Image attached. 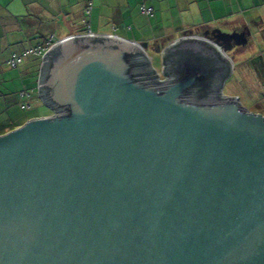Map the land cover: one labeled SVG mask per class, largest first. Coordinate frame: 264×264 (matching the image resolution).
<instances>
[{
    "label": "water",
    "instance_id": "95a60500",
    "mask_svg": "<svg viewBox=\"0 0 264 264\" xmlns=\"http://www.w3.org/2000/svg\"><path fill=\"white\" fill-rule=\"evenodd\" d=\"M213 44L164 51L159 80L140 43H53L52 114L0 134V264H264V115L219 92L231 45Z\"/></svg>",
    "mask_w": 264,
    "mask_h": 264
},
{
    "label": "crops",
    "instance_id": "0c3cea01",
    "mask_svg": "<svg viewBox=\"0 0 264 264\" xmlns=\"http://www.w3.org/2000/svg\"><path fill=\"white\" fill-rule=\"evenodd\" d=\"M30 0H0V134L7 132L13 128H16L22 125L26 120L34 117L40 116H49L52 114V111L41 113L38 109L40 103L43 100L40 97L38 92V80L41 68V62L43 54H33L34 56H40L39 58H27L24 62L19 63L23 66L22 70H16V75L19 77L22 86L19 87L15 92L13 91H5L2 86L4 85L5 79H10V77H5L3 72L5 71V64L9 63V58L13 53L20 54L27 49L32 48L36 44H46L49 39L45 37L43 38H33L28 40V34L30 33H47V29L41 28V19L42 18H52L53 15L50 14V11L54 9L56 6L59 10L62 7L68 9V12H65L63 15L69 16L73 15L72 11L79 10L84 7L82 5V0H77V5L75 0H66L69 5L63 4V0H48L46 3L45 0H32L35 2L33 6L35 8V12L32 14H28L27 12V2ZM239 8L241 11H238L235 7L234 0H165L166 6L161 7V11L163 14L168 15L169 12L171 15L173 14H181V18H186L188 16L193 15L192 20L185 19L186 23L183 24V28H196V32L200 33L203 30L212 29L211 31H216L219 29L221 32H244L246 35V43L249 40V36L251 32H253L256 25H263L264 23V0H252L251 3L248 4V0H239ZM52 3V4H51ZM194 3L196 7L194 6ZM148 8H152V14L155 12V7L152 5H141ZM79 7V8H78ZM72 10V11H71ZM91 7H88L87 12L90 13ZM143 11V10H142ZM206 12V13H205ZM30 15L37 18L40 23L36 20L35 22L30 20ZM45 15V16H43ZM126 14H120V17L124 18ZM130 16V13L127 14ZM76 20L73 23V28L68 33L62 35L58 39H61L65 36L72 34H84L87 31H91L94 34H102L100 31L93 30V27L90 23H85V25L80 24L79 17L75 18ZM124 20H122L123 22ZM121 22V24H123ZM162 22H164L162 20ZM160 23L155 31L161 33L160 35H155L151 38L150 41H146V39H138L136 37H125L123 34L119 33H107L116 35L122 39L131 40L142 45V49L147 54V46L149 43H158L155 44L153 48L160 50L163 49L165 51L166 47L177 42L181 35L185 34L187 31L182 32L181 34L174 35V32L183 29L173 28L174 32H172V26H168L165 23ZM77 24V26H75ZM86 26V27H82ZM256 29V28H255ZM188 30V29H185ZM247 31V33L245 32ZM63 34V33H62ZM167 34V35H166ZM183 37V36H182ZM264 37V36H263ZM202 38V36H201ZM204 39L208 40L203 36ZM57 39V40H58ZM29 41V42H28ZM261 44L260 47H264V38L260 37L257 39ZM159 42L163 43L162 46L159 45ZM153 45V44H151ZM220 49V48H219ZM255 53H250L249 58H243L238 56V59H248L249 61L255 57L258 58L257 54L259 51L253 46V51ZM260 50V49H259ZM162 51V52H163ZM261 51V50H260ZM163 54V53H162ZM263 54V52H262ZM148 56V55H147ZM25 57V56H24ZM228 62V71L223 76L226 77L227 74L230 73V64L237 59L229 56L228 53L224 55V57ZM150 60V59H149ZM226 62V61H225ZM226 62V63H227ZM252 62H254L252 60ZM257 62V64H256ZM253 64L258 65V61ZM263 65V73L264 76V59L260 61ZM17 65L19 67L20 65ZM11 68V67H9ZM254 71H256L254 69ZM249 73V72H248ZM27 77V80L26 78ZM222 77V78H223ZM23 91L29 92V96H22L20 93ZM13 93V95H12ZM36 107L34 110H31L32 107ZM254 111V110H253Z\"/></svg>",
    "mask_w": 264,
    "mask_h": 264
},
{
    "label": "rangeland",
    "instance_id": "374dc122",
    "mask_svg": "<svg viewBox=\"0 0 264 264\" xmlns=\"http://www.w3.org/2000/svg\"><path fill=\"white\" fill-rule=\"evenodd\" d=\"M46 3L48 0H45ZM57 1V0H56ZM63 4H66L67 1L63 0ZM81 9L72 11L73 15L70 14L67 16L63 15L65 12H68V9L62 7L59 10L56 6L54 9L50 11V14L53 15L52 18H42L41 19V28L47 29L48 32H40V33H30L28 34L29 39L39 37L45 39V37L49 40L56 41L62 35L68 33L67 31L73 28V23L76 20L75 18L79 17L80 24L85 25V23H90L93 27V30L100 31L102 34L107 33H119L125 35V37L130 38L136 37L138 39H146V41H150L152 37L155 35H160L161 33L155 31L159 24L162 22L168 26H172V32H174L173 28L179 27V30L174 32V35L181 34L182 32L187 31L185 34L181 35L178 41L192 39L191 37H195L197 34L196 28H183V24L186 23L185 19L192 20L193 15L188 16L184 19L181 18V14H173L171 15L169 12L168 15L163 14L161 11V7L166 6L165 0H82ZM75 0L74 3H76ZM239 0H234L235 7L238 11H241L238 4ZM252 0H248V4L251 3ZM52 4V3H51ZM69 5V3H67ZM152 5L155 7L154 14H149L142 11L141 5ZM35 2L30 0L27 2V12L28 14H33L36 10L33 7ZM77 5V3H76ZM78 6V5H77ZM194 6L196 7L195 3ZM88 7H91L90 13L87 12ZM79 8V7H78ZM130 13V16L127 14ZM206 13V12H205ZM120 14H126L124 18L120 17ZM45 16V15H43ZM32 21H40L34 16H29ZM122 20H124L122 22ZM160 21V23H157ZM121 22L123 24H121ZM77 26V24H75ZM83 28L86 26H82ZM253 32L249 36V40L247 43L237 45V47L232 52L228 51V55L237 59L234 60L230 64V73L227 74L226 77H223L221 80V85L219 92L225 94L228 97H236L241 104L246 109L254 110L255 112H259L264 115V76L263 73V65L260 61L264 59V47H260L259 41L257 39L260 37L264 38V23L263 25H256ZM188 29V30H185ZM63 33V34H62ZM88 33V31L86 32ZM247 33V32H246ZM167 35V34H166ZM183 36V37H182ZM247 39V38H246ZM29 42V41H28ZM152 43H149L147 46V55L150 59L151 66L155 69L156 73H162V51L163 49L157 50L152 47ZM253 46L259 51L257 54L258 58L255 57V60L252 58L250 61L249 58L250 53H255L253 51ZM261 51H260V50ZM164 52V51H163ZM250 52V53H249ZM263 52V54H262ZM243 57L242 59H238V56ZM27 58H39L40 56H34L33 54H28L23 57L24 62ZM258 61V65L255 66L254 62ZM23 62V63H24ZM22 63V64H23ZM21 64V63H20ZM19 64V65H20ZM21 64V65H22ZM257 64V62H256ZM12 67L10 64H5V71L3 72L5 77H10V79H5L4 85L2 86L5 91H13L19 89L22 86V83L19 80V77L16 75V70H22L23 66ZM11 67V68H9ZM254 69L256 71H254ZM249 72V73H248ZM27 80V77H25ZM13 95V93H12ZM36 107H32L31 110H34ZM38 109L41 113L50 112L52 109L46 105L45 103H40Z\"/></svg>",
    "mask_w": 264,
    "mask_h": 264
},
{
    "label": "flooded vegetation",
    "instance_id": "af4514ba",
    "mask_svg": "<svg viewBox=\"0 0 264 264\" xmlns=\"http://www.w3.org/2000/svg\"><path fill=\"white\" fill-rule=\"evenodd\" d=\"M211 30L212 29L203 30L199 34H197L195 37H191L193 40L183 41L178 46L177 45L176 46L172 45L169 48H166L165 51H166V53L169 52L168 50H170V52H175V55L178 58L182 54L183 55L181 57H184V56L186 57L189 54V55H193L196 59H201L203 57V55L201 57L202 53H201L200 49H205L206 51H209V52L213 51V53L214 52L217 53V51H216L217 48H215L214 44H213V42L216 41V40H218V42L221 45H223V46L231 45L230 49H228V51H230V52H232L236 48H239V47H237V45L234 44V40H231L228 43L227 40L225 41L226 37L224 38L223 36H219L218 32L211 31ZM245 32H247V31L245 30ZM201 36H202V38H201ZM203 36L206 37L208 40L204 39ZM152 44H153L152 47H154V45L158 44V43L152 42ZM159 45L162 46L163 43L159 42ZM168 57H169V55H168ZM219 57L221 58V56H219ZM221 59H222L223 63H224V61L227 62V60L225 58H221ZM216 75L217 74H215V77L211 78V80L209 81V83H208L209 87H207V86L204 87L203 85H193L190 88H188L186 90V93H185L186 94V98H188V99H194V98L195 99H199V98H204V99L210 98L211 99V98H213L212 94L215 91L212 92V93H211V91L215 87L214 83H215ZM216 89H218V87H216Z\"/></svg>",
    "mask_w": 264,
    "mask_h": 264
},
{
    "label": "built area",
    "instance_id": "2783aa9c",
    "mask_svg": "<svg viewBox=\"0 0 264 264\" xmlns=\"http://www.w3.org/2000/svg\"><path fill=\"white\" fill-rule=\"evenodd\" d=\"M142 10H143V12H146V13H149V14H151V12H152V8H148V7H145V6H142ZM87 34H92V32L91 31H88ZM54 42L55 41L49 40V41L46 42V44H36L32 48L27 49V50H25L24 52H22L20 54L13 53L10 56V58H9V64H10V66L16 67L22 61L23 57L26 56V55H28V54H30V53L31 54H43L44 55L45 52L48 49L51 48V46L53 45ZM150 66H151V63H150ZM162 73H163V71H162ZM157 75H158V79L159 80L166 79V76H165L164 73H163V76H161V74H158V73H157ZM20 94L22 96H25V97H28L29 96V92H27V91H23Z\"/></svg>",
    "mask_w": 264,
    "mask_h": 264
},
{
    "label": "trees",
    "instance_id": "16d2710c",
    "mask_svg": "<svg viewBox=\"0 0 264 264\" xmlns=\"http://www.w3.org/2000/svg\"><path fill=\"white\" fill-rule=\"evenodd\" d=\"M5 133V132H4ZM2 134V133H1Z\"/></svg>",
    "mask_w": 264,
    "mask_h": 264
}]
</instances>
